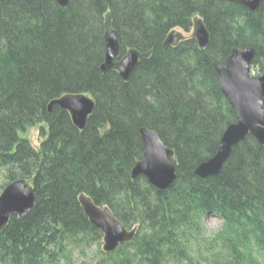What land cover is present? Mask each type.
<instances>
[{"label":"trees","instance_id":"obj_1","mask_svg":"<svg viewBox=\"0 0 264 264\" xmlns=\"http://www.w3.org/2000/svg\"><path fill=\"white\" fill-rule=\"evenodd\" d=\"M108 8L124 51L144 57L128 82L101 71ZM197 16L210 33L205 51L196 41L164 47ZM235 48L256 49L264 72V0L258 13L222 0H71L67 9L54 0H0L3 190L26 181L36 198L28 216L0 230V264H75L71 248L100 247L82 195L137 229L131 243L107 254L121 264H264V147L250 137L218 175L195 174L237 122L216 77ZM69 94L96 103L84 131L68 112L47 110ZM36 124L47 125L39 150L21 137ZM142 128L175 152L168 191L131 177L145 152ZM207 216L221 218L224 229L209 234Z\"/></svg>","mask_w":264,"mask_h":264},{"label":"water","instance_id":"obj_2","mask_svg":"<svg viewBox=\"0 0 264 264\" xmlns=\"http://www.w3.org/2000/svg\"><path fill=\"white\" fill-rule=\"evenodd\" d=\"M62 8L70 0H54ZM247 7L252 12L259 11L262 0H223ZM199 46L205 48L210 43V33L204 23L195 21V33ZM180 33H170L165 46H176L181 40ZM106 55L101 71H118L124 81H129L143 56L137 50H130L120 57V40L116 31L110 30L105 35ZM258 52L254 48H235L224 66L216 67V77L220 90L234 110L237 122L225 131L217 154L199 165L195 170L197 177L207 179L218 175L229 159L233 148L246 142L250 137L264 147V75L253 76L251 66ZM55 107L69 113L74 126L84 131L89 118L93 115L96 103L86 95H65L53 100L48 105L51 113ZM140 139L145 150L142 160L132 171V179L145 177L158 191L173 188L177 179L173 163L175 152L167 147L160 133L142 128ZM80 204L85 216L93 227L103 234V250L115 253L123 245L129 244L136 236L137 229L125 228L108 207L96 205L92 199L82 195ZM36 203L34 187L26 181H17L8 185L0 195V230L7 227L11 218H25L34 209Z\"/></svg>","mask_w":264,"mask_h":264},{"label":"rangeland","instance_id":"obj_3","mask_svg":"<svg viewBox=\"0 0 264 264\" xmlns=\"http://www.w3.org/2000/svg\"><path fill=\"white\" fill-rule=\"evenodd\" d=\"M262 4H263V0H262L261 7H260L259 11L262 8ZM70 5H71V0H70L69 6L66 7V8H64V9L69 8ZM242 7H244V6H242ZM244 8H247V7H244ZM108 11H109V13L106 14V17H107V20H106V23L107 24L106 25H107V28L109 30H114V18L111 17L112 11H111L110 8H108ZM259 11H257V12L250 11V12H252V13H258ZM196 20H200V21L203 22V19L197 16V17H195L193 19L192 24L188 28H178V29L174 30V31L180 33V35L182 36L183 39L176 46H165V42L167 41V39H168V37L170 35L169 34L166 37V39H165V41L163 43L164 47H170V48H174L175 49V48L179 47L183 43L191 42V41H196L199 49L205 51L208 48V46L210 45V43L205 48H201L199 46V43H198L196 37L194 36V33H195V21ZM119 40H120V46L122 47L120 49V57L122 58L128 52H125L124 49H123V46H122L123 40H122V36L121 35H119ZM104 42H105V40H104ZM105 55H106V42H105ZM110 72H112V71H110ZM102 73H104V72H102ZM263 73L264 72L261 71V69H260L259 66L258 67L257 66H254L252 68V75H254L256 77L257 76H261ZM104 74H106V73H104ZM125 82H128V81H125ZM88 97H90V98L93 99L92 96H88ZM44 131L45 132L47 131V125L46 124H36V125L28 128L27 131L24 134H21V137H22V139L27 140L29 142V144H31V146L33 148L39 150L40 147H41V144L44 142V139H45ZM141 160H142V158H141ZM141 160H139V161H141ZM6 177H7L6 170H4V169H2L0 167V195L3 192V184H5ZM131 177H132V174H131ZM140 177H142V176H140ZM140 177H138V178H140ZM202 224H203L204 229L209 234H211V235H215V234L221 232L224 229V227H225V222L221 218L216 217V216H207V217L203 218ZM71 249L72 250L70 252H72V254H73V258L75 260V264H121V261L119 260V256H114V255L113 256H108L109 253H104V250H103V241H102V244H101L100 247H99L98 244H96L92 248H85V247H83V248L82 247H79L78 248V247H74V248H71ZM100 251L102 253H100Z\"/></svg>","mask_w":264,"mask_h":264},{"label":"flooded vegetation","instance_id":"obj_4","mask_svg":"<svg viewBox=\"0 0 264 264\" xmlns=\"http://www.w3.org/2000/svg\"><path fill=\"white\" fill-rule=\"evenodd\" d=\"M254 66H257V65H255L254 63L252 64V66H251V71H252V68L254 67ZM258 67V66H257ZM264 75V73L261 75V76H263ZM254 76V75H253Z\"/></svg>","mask_w":264,"mask_h":264}]
</instances>
